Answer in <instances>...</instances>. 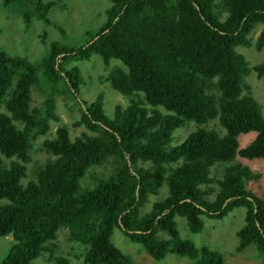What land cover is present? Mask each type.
Wrapping results in <instances>:
<instances>
[{"label": "trees", "instance_id": "obj_1", "mask_svg": "<svg viewBox=\"0 0 264 264\" xmlns=\"http://www.w3.org/2000/svg\"><path fill=\"white\" fill-rule=\"evenodd\" d=\"M109 1L106 21L87 30L83 42L57 38L38 61L0 45V236L15 242L0 264H32L43 253L52 261L63 228L87 246L86 264H138L112 241L116 229L158 261L174 254L193 264H227L218 249L183 238L175 218L199 234L204 216L223 219L240 207L238 249L254 246L264 264V198L247 187L260 174L237 161L264 159L262 108L245 84L251 70L264 77V62L251 67L238 52L263 50L264 0ZM55 6V0L2 4L6 11L20 8L25 22L37 18L67 37L64 25L48 16ZM93 55L106 67L119 62L97 80L110 82L129 104H117L109 116L102 91L84 104L76 125L87 132L73 140L60 127L42 143L54 158L24 185L33 141L48 131L50 119L59 120L55 94L79 98L86 77L78 62ZM35 86L45 100L32 107ZM211 120L224 133L209 128ZM187 123L197 128L178 140ZM250 132L256 135L241 147L240 135ZM102 164H109L106 173H94L91 187L81 184ZM212 167L223 170L222 178L211 176ZM213 182L218 192L209 201ZM164 188L167 194L141 213L149 196ZM158 233L165 236L156 239ZM67 263L56 257L51 264Z\"/></svg>", "mask_w": 264, "mask_h": 264}, {"label": "rangeland", "instance_id": "obj_2", "mask_svg": "<svg viewBox=\"0 0 264 264\" xmlns=\"http://www.w3.org/2000/svg\"><path fill=\"white\" fill-rule=\"evenodd\" d=\"M55 1L57 2V6L50 9L48 16L57 24L64 25L69 34L67 37L61 35L55 27L47 25L37 18L33 17L30 23L25 22L20 8L10 7L9 11H6L2 7L3 0H0V45L7 53L13 56L27 57L32 62H35L46 55L50 49V44L57 38L69 45L79 44L84 41V34L87 30L96 29L104 24L106 21L105 10L111 5L109 0ZM261 29L262 26H258L254 30V38L259 35ZM43 36L46 37V40H43ZM238 52L245 56L251 67L264 62V48L262 51H258L254 46L251 48H238ZM117 63L119 62L111 60L109 67H106L104 61L98 55H93L91 60L78 62L80 68L81 66L83 68L82 71L83 76L86 77V83L83 84L77 100L55 94L53 98L54 107L59 120L50 119L48 131L44 135L37 136L33 141L31 161L27 165L28 177L22 180L24 185L34 180L37 170L54 158L43 150L42 143L45 140L54 138L60 127L68 128L69 135L73 140L81 136L82 133L87 132L83 126L76 125L82 116L81 107L84 104L94 101L101 91L105 96L104 110L109 116L113 115L117 104H129V98L115 91L111 87L110 82L104 81V79L102 82H98L97 80L99 79V75L105 76ZM245 84L249 86L251 95L260 104L264 116V77L258 78L255 71L251 70L245 79ZM244 93H247V89L244 90ZM31 97L32 107L40 105L45 100L44 93L40 91L38 86L33 88ZM207 124H209V128H215L224 133V128L220 126L218 120H211ZM196 128L194 123H187V125L178 129L175 138L182 140ZM255 135L253 132L241 134L239 137L241 147L246 145L248 141L253 140ZM237 161L260 174V178L248 182L247 187L254 194L264 198V159L246 160L244 158H237ZM108 166L109 164H102L93 167L88 172L86 178L81 180V184L83 182L84 185L91 187L93 185L94 173H106L104 167L107 168ZM215 175L218 176V179L222 178L223 170L212 167L211 176L214 178ZM211 185L215 187L216 192L205 196L209 201H213L218 192V185L215 182ZM166 194L167 190L164 188L161 190L160 195H150L140 212H149L153 202L164 197ZM244 217L245 208L242 207L231 211L223 219H211L204 216L205 225L199 234H193L189 231L184 218L177 216L175 219L179 224L178 228L183 238L191 240L197 246L208 245L218 249L223 254L227 264H262L261 258L257 255L254 246L242 250L238 249L239 238L237 232L244 224ZM163 236H165L163 233H158L156 239H160ZM70 238L71 236L67 228L59 230L57 238L59 246L55 251L53 260L50 261L48 254L43 253L34 258L32 264H51L56 257H63L68 262L67 264H86L82 255L87 246L73 242ZM112 241L115 245L122 248L125 253L129 254L138 264H193L188 258H179L174 254H167L164 259L158 261L152 258L142 248L141 244L132 242L118 229L114 232ZM13 243L15 242L11 235L0 236V262L8 254Z\"/></svg>", "mask_w": 264, "mask_h": 264}]
</instances>
